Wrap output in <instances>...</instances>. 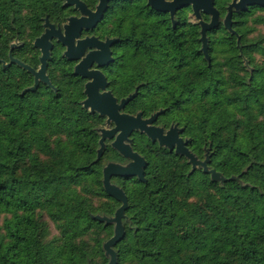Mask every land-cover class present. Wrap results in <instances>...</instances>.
<instances>
[{
    "label": "trees",
    "instance_id": "16d2710c",
    "mask_svg": "<svg viewBox=\"0 0 264 264\" xmlns=\"http://www.w3.org/2000/svg\"><path fill=\"white\" fill-rule=\"evenodd\" d=\"M258 10L250 6L244 21L235 15L238 43L226 30L207 33L209 62L184 10L174 25L145 0H132L130 10L129 0H116L105 12L100 36L119 37L115 63L124 65L111 76L115 96L137 87L128 111L164 108L158 121L177 123L188 150L224 179L202 167L191 172L183 155L132 134L147 167L144 181L111 179L128 200L117 264H264V35L248 36L251 21L264 25ZM68 13L62 0H0V264L110 259L103 244L114 224L94 216L111 217L120 205L106 194L102 170L121 158L106 139L97 157L104 117L81 106L82 85L59 45L47 66L52 87L28 90L33 75L4 65L11 54L37 69L33 42L44 17L62 23Z\"/></svg>",
    "mask_w": 264,
    "mask_h": 264
},
{
    "label": "water",
    "instance_id": "95a60500",
    "mask_svg": "<svg viewBox=\"0 0 264 264\" xmlns=\"http://www.w3.org/2000/svg\"><path fill=\"white\" fill-rule=\"evenodd\" d=\"M111 0H99L94 11L89 10L86 5L81 0H65L64 5L69 6L73 5L79 10L81 16H71L68 18L67 23L63 26V31L59 27H55L48 18L44 17V31L40 36L36 37L33 45L39 49V67L37 69L32 68L28 64H25L21 60L12 57L10 54V61L4 65H9L11 63H16L20 67L26 69L30 72L34 78V83L32 86L27 88L28 90H33L38 87L39 82L46 83L52 87L50 79L47 75V65L48 61L51 59L50 51L52 47V39L60 41L65 47V55L67 58L72 60H77L82 55L86 47H94L96 50H93L82 58L76 66L75 73H82L88 75L89 77L93 76V80L86 84V98L81 102L84 108L90 110V112L96 111L100 115H105L107 117L106 122L109 123L112 121L114 127L111 130L100 129V148L97 152V157L101 156L102 149L104 147V140L106 138H112L116 131L115 138L111 142V145L117 149V151L123 154L125 157H129L131 162L126 165H120L117 163L110 162L106 164L102 170L103 172V187L106 194H109L111 197L120 202L119 207L115 210L114 215L111 217L96 215V218L99 221L105 222V224L113 223L114 229L113 234L108 238L104 244L103 248L107 256H109L108 264H117L116 252L113 249V246L117 244L124 237L125 231L122 223V217L124 216V211L128 206V200L125 192L119 186L111 183L112 176H127L133 177L137 176L139 180L144 181V170L145 160L138 153L133 152L129 145L124 144V141L127 139L128 134L133 130H139L145 133L152 141L158 140L160 145L167 146L168 149L174 150L175 153L183 155L187 158L188 163L191 164V172L194 171L197 167H202L205 172H208L211 175L213 180H224L218 172L214 169H209L207 167V158L204 160L197 159L187 148L188 139H184L178 133L181 129H178L177 126H171L166 134H163L162 128L155 127L152 125L153 120L156 116L161 113L163 110H160L147 119L141 117V113L138 112L136 115L120 113L121 109L128 101L133 99L137 94V89L135 92L131 93L126 98L122 99L120 103H117L115 98L109 92H99V88H104L105 80L104 76L97 71H91L84 73L81 69L82 64L91 63L96 61L99 65H105L110 60H112L110 47L116 42V38H107L103 42L94 37H86L83 39H77L75 43V38H78L79 33L83 28L89 29L92 28L104 15L105 10L108 7V3ZM213 0H148V5L151 8L157 11L168 12L172 18L173 24L174 21V12L177 10L190 6L193 10V14L197 17H200L199 12L202 11L206 14L212 16L210 22H204L200 20L201 23V41H202V51L207 61H210L208 55V44H206L205 32L207 29L213 28L219 19V14H217L216 9L214 8ZM249 5H261L264 6V0H233L232 3L228 6V13L225 17L224 23L225 27L228 28L231 32V14L230 10L232 7L235 9L245 8ZM16 44L12 43L11 47L14 48ZM97 80V81H96Z\"/></svg>",
    "mask_w": 264,
    "mask_h": 264
},
{
    "label": "flooded vegetation",
    "instance_id": "af4514ba",
    "mask_svg": "<svg viewBox=\"0 0 264 264\" xmlns=\"http://www.w3.org/2000/svg\"><path fill=\"white\" fill-rule=\"evenodd\" d=\"M85 5L86 7L91 10V11H94L99 0H93V3L92 4H87L85 1L81 0ZM116 0H111L109 1L108 3V7L107 9L105 10V12L108 10V8L110 7L111 3L114 2ZM214 1V8L216 9L217 11V14H219V19H218V22L217 24L211 28V29H207L206 32H205V38H206V44H209V42L211 41L209 39V35L207 34L208 32L209 33H214L215 34H218L219 32H221V29H225L226 31H228L230 34L234 35L235 37V41L238 43L240 41L239 39V34L236 32L235 28H234V25L237 21L235 15H238L240 17V19L242 21H244L246 19V12L248 10V8H250V6H253L255 8H264V6H261V5H249V6H245V8H239V9H235L234 7L231 8L230 10V14H231V28L234 30L233 32H231L228 28L225 27V23H224V20H225V17L228 13V6L232 3L233 0H213ZM236 1H239V0H236ZM145 6H147L148 8L150 9H153L150 7V5H148V0H145ZM130 7L132 8V0H129V10H130ZM67 9H72L73 13H68L66 16H65V20L64 22L62 23H53L55 25V27H59L61 28V30L63 31V26L65 23H67L68 21V18L71 17V16H76V17H79L81 16V13L79 12V10L77 8H75L73 5L72 6H68V7H65ZM154 10V9H153ZM180 11L181 10H184V13L187 17V20L192 23V24H195L197 27H198V31H199V34H198V37H197V40L199 42V44L202 45V41L200 39L201 37V23H200V20L204 21V22H210L211 21V18L212 16L210 14H206L202 11L199 12L200 14V17H197L196 15L193 14V10L191 8V5L190 6H186V7H183L181 9H179ZM177 10V11H179ZM157 11V10H155ZM176 11V12H177ZM104 12V14H105ZM160 12V14L163 12V11H158ZM174 12V19H175V13ZM169 18L171 19L172 21V18L171 16L169 15L168 12H165ZM192 15L194 20H190L189 18V15ZM104 16V15H103ZM103 16L102 18L92 27V28H89V29H85L83 28L81 30V32L79 33V36L78 38H75V43L77 41V39H83V38H86V37H94L98 40H102V42L107 39V38H116V42L113 43V45L110 47V50H111V56H112V60H110L107 64L105 65H99L96 61H93L91 63H84L82 64V67L81 69L83 70L84 73L86 72H91V71H97L99 72L100 74H102L104 76V80H105V86L104 88H99V92H109L116 100L117 103H120V101L124 98H126L127 96H129L130 94H128L127 96L125 97H121V98H117L113 92V88H114V84H112V81H111V76H117L119 75L116 70L117 68L119 67H124V65L122 64H116L115 63V58H116V55H115V44L119 41V37H116V36H108V35H104L103 37L100 36V33H101V22L103 20ZM173 24V23H172ZM176 24V22L174 23ZM173 24V25H174ZM43 31H44V27H43ZM223 38H226L227 39V36L226 37H223L221 36V38H217V40H214V42H221V40H225ZM59 45L58 47V50H59V53H57V55L61 56L63 58V60L65 62H67L66 66L67 68L70 70L71 74L73 75V77H75L77 80L80 81L81 85H82V93L84 95L83 97V100L86 98V93H85V89H86V84L89 83L91 80H93V76L92 77H89L88 75H84L82 73H75V69H76V66L77 64L79 63V61L84 58L85 56H87V54L93 50H96L94 47H86L82 53V55L80 56L79 59L77 60H72V59H69L66 57V55L64 54L65 53V50H66V47L60 42V41H57L55 38L52 39V49L50 51V56H51V59L49 61H51L53 58H54V51H55V45ZM48 61V62H49ZM48 66V65H47ZM126 67H129L131 68L132 67V64H126ZM47 72V71H46ZM129 74V73H128ZM97 81V80H96ZM116 82V81H115ZM117 83V82H116ZM135 89L138 90V88L136 87ZM135 92V90L133 91ZM132 92V93H133ZM82 100V101H83ZM132 100V99H131ZM130 100V101H131ZM81 101V102H82ZM130 101H128L121 109H119V112L120 113H124V114H130V115H136L138 112L141 113V117L143 119H147L149 118L151 115H153L154 113L160 111V110H163L161 113H159L156 118L153 120L152 122V125L155 126V127H159V128H162L163 130V134H166V123L164 124H161L158 120L160 118L161 115H163V113L165 112L164 108L163 109H159L153 113H151L150 115L148 116H143L142 112L141 111H137L135 114L131 113L128 111L127 107H128V104L130 103ZM82 104V103H81ZM88 111H90L89 109H87ZM96 112V111H94ZM100 115V114H99ZM104 117V125L102 127L99 128V132H100V129H105V130H111L115 125L112 121H110L109 123L106 122V119L107 117L105 115H102ZM135 133H138V134H142L144 136H146L147 138H149L145 133L139 131V130H133L130 134H128V137L127 139L124 141V144L126 145H129L131 147V150L133 152H136L138 153L137 151H135L132 147V140H133V135L132 134H135ZM179 135L181 137L182 134H181V130L178 131ZM116 134H118V131H116L113 135L112 138H106V140H109V143L111 145V142L113 141V139L115 138ZM150 139V138H149ZM151 140V139H150ZM151 142L153 143H157L158 147H161V148H166L167 149V146L165 145H160L158 140H155V141H152ZM112 146V145H111ZM112 148L120 155V158H121V161H114L113 163H117V164H120V165H123V166H126L128 165L130 162H131V159L129 157H125L123 154L119 153L117 151V149H115L113 146ZM139 154V153H138ZM141 157H143L141 154H139ZM144 158V157H143ZM145 160V158H144ZM109 163V162H108ZM107 163V164H108ZM146 160H145V166H143V170H144V175H145V168L147 167V164H146ZM112 177H119L121 179H127V178H137V176H133V177H127V176H112ZM111 177V179H112ZM138 179V178H137ZM117 185V184H116ZM119 186V185H118Z\"/></svg>",
    "mask_w": 264,
    "mask_h": 264
},
{
    "label": "rangeland",
    "instance_id": "374dc122",
    "mask_svg": "<svg viewBox=\"0 0 264 264\" xmlns=\"http://www.w3.org/2000/svg\"><path fill=\"white\" fill-rule=\"evenodd\" d=\"M64 2H65V0H62V6L63 7H68V6H65L64 5ZM69 6H72V5H69ZM69 11H70V13H73V11H72V9L70 10V9H68ZM255 13H256V16H261L262 14H264V10H262V11H255ZM189 15V14H188ZM189 18H190V20H194V18H193V16L192 15H189ZM174 21H176L175 19H174ZM64 22V21H63ZM172 23H173V21H172ZM253 26L254 27V29L250 32V34H248V36H249V38H254V37H257V36H260V35H264V25L262 24V23H259V22H255L254 20L253 21H251L250 22V24H249V26ZM223 30V31H222ZM231 30H233L232 28H231ZM225 31V29H221V32H219L217 35H220L222 32H224ZM234 31V30H233ZM14 44H16V45H18V44H21V42H19V41H15V42H13ZM202 47V46H201ZM38 49V48H37ZM39 50V49H38ZM26 54H28V53H26ZM220 54H218V56H219ZM39 56H40V51H39ZM259 58H262V57H260L259 56ZM219 61L221 62L222 61V57L219 59ZM4 64H6L5 62H4ZM39 67V66H38ZM37 67V68H38ZM48 75V74H47ZM49 77V76H48ZM89 109V108H88ZM171 126H177V128L178 129H180V127L177 125V123H170L168 126H166V131L171 127ZM104 129V128H103ZM105 130V129H104ZM116 185V184H115ZM118 186V185H117ZM119 202V201H118ZM120 203V202H119ZM2 219H3V215H0V224L2 223ZM49 225V227L48 228H50V229H48V232H49V237L51 236V235H54L55 233H56V231H55V229H54V227H53V225H52V223H48Z\"/></svg>",
    "mask_w": 264,
    "mask_h": 264
}]
</instances>
